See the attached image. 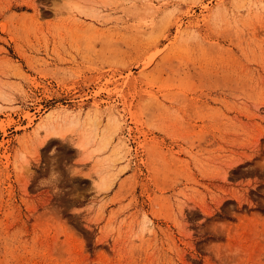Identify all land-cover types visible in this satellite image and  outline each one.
<instances>
[{
  "label": "rangeland",
  "instance_id": "obj_1",
  "mask_svg": "<svg viewBox=\"0 0 264 264\" xmlns=\"http://www.w3.org/2000/svg\"><path fill=\"white\" fill-rule=\"evenodd\" d=\"M0 264H264V0H0Z\"/></svg>",
  "mask_w": 264,
  "mask_h": 264
},
{
  "label": "bare ground",
  "instance_id": "obj_2",
  "mask_svg": "<svg viewBox=\"0 0 264 264\" xmlns=\"http://www.w3.org/2000/svg\"><path fill=\"white\" fill-rule=\"evenodd\" d=\"M70 125H72V124H70ZM41 126V125H40ZM38 128V130H39V128H42V126L41 127H37ZM38 130H37V132H38ZM55 134H60L61 133V131L56 127V129L53 131ZM79 146H82V142L80 143L79 142Z\"/></svg>",
  "mask_w": 264,
  "mask_h": 264
}]
</instances>
